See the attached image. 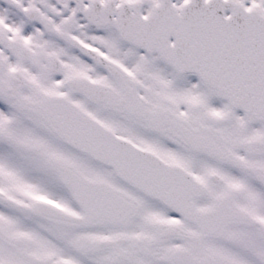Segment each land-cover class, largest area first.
Masks as SVG:
<instances>
[{"label":"snow or ice","instance_id":"obj_1","mask_svg":"<svg viewBox=\"0 0 264 264\" xmlns=\"http://www.w3.org/2000/svg\"><path fill=\"white\" fill-rule=\"evenodd\" d=\"M0 264H264V0H0Z\"/></svg>","mask_w":264,"mask_h":264}]
</instances>
